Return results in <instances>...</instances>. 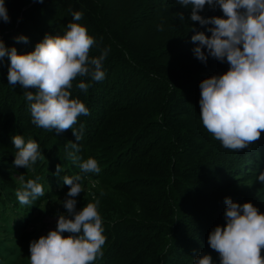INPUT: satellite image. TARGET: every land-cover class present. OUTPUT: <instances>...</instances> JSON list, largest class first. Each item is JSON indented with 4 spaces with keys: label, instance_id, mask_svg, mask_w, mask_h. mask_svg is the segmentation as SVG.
Listing matches in <instances>:
<instances>
[{
    "label": "trees",
    "instance_id": "trees-1",
    "mask_svg": "<svg viewBox=\"0 0 264 264\" xmlns=\"http://www.w3.org/2000/svg\"><path fill=\"white\" fill-rule=\"evenodd\" d=\"M5 5L10 21L0 20V39L18 54L33 51L45 34L63 35L68 22L86 27L96 41L90 57L104 49L108 54L103 80L73 81L72 98L90 112L74 125L84 126L79 142L71 129L56 133L31 122L25 90L8 84L7 57L0 62V264H15L20 255L17 264H29V242L38 239L34 226L42 218L34 213L40 207L42 215L65 213L54 200L68 192L63 177L74 175L82 176L84 189L75 198L77 209L98 201L102 217L106 243L93 264H194L201 252L219 264L207 237L225 224L224 197L250 202L264 213V204L259 206L264 184L256 179L264 171V132L250 149L236 151L203 126L199 83L228 69L226 61L209 56L204 63L193 53V29L210 35L209 26L191 21V8L176 0H5ZM76 11L83 12L82 20L73 21ZM199 14L223 15L207 6ZM18 36L27 43L17 42ZM81 80L90 84L86 93L76 88ZM14 135L37 142L44 158L32 168L15 166ZM70 142L78 143L82 160L98 162L99 174L80 171L68 156ZM20 176L24 183L40 177L44 187V196L30 206L15 195Z\"/></svg>",
    "mask_w": 264,
    "mask_h": 264
},
{
    "label": "clouds",
    "instance_id": "clouds-1",
    "mask_svg": "<svg viewBox=\"0 0 264 264\" xmlns=\"http://www.w3.org/2000/svg\"><path fill=\"white\" fill-rule=\"evenodd\" d=\"M176 3L191 8V21L209 26L210 35L193 29L195 57L206 63L210 56L228 64L226 72L199 83V115L203 126L226 149H250L264 132V0H176ZM206 6L218 7L223 15L202 17L199 13ZM178 17L183 21L182 13ZM72 19L82 20L83 12H73ZM0 20L10 21L5 0H0ZM14 39L27 43L24 36ZM95 44L86 27L74 22H68L63 35L45 34L34 50L26 54H18L15 47H6L0 39V62L5 57L8 59V84L13 87L19 84L25 90L34 125L56 133L71 129L75 141L83 138L84 126L74 129V125L78 117L90 112L80 99L72 98L71 89L77 77H90L95 82L104 79L103 62L108 50L90 57ZM89 87L83 80L76 84L85 93ZM12 144L16 150L13 164L17 167L32 168L44 158L39 144L32 139L25 141L22 135H14ZM68 147L72 149L69 158L82 173H100L94 158L82 160L77 155L78 143L70 142ZM62 171L58 164L54 175L59 176ZM39 179L24 183V177L20 176L22 187L15 195L21 205L30 206L44 196ZM256 179L264 184V171ZM81 181V175L63 177V183L68 186L61 201L66 215L58 213L55 230L29 242V264H93L102 257L106 237L97 211L98 201L80 209L76 206L75 198L84 191ZM224 204L225 224L215 226L207 237L209 247L219 255V264H264L261 256L264 213L250 202L239 204L230 197H224ZM65 232L67 236L62 235ZM194 264H214L213 257L201 252L194 257Z\"/></svg>",
    "mask_w": 264,
    "mask_h": 264
},
{
    "label": "rangeland",
    "instance_id": "rangeland-1",
    "mask_svg": "<svg viewBox=\"0 0 264 264\" xmlns=\"http://www.w3.org/2000/svg\"><path fill=\"white\" fill-rule=\"evenodd\" d=\"M48 188V187H47ZM67 193L62 194L59 198H55L54 202L58 203L61 205V201L63 200V198L66 197ZM264 200V199H263ZM262 204L259 205L261 208L264 204V201H260ZM53 204V203H52ZM43 207V206H42ZM41 207H40V212L38 214V212L34 213L36 215H34V217L36 216H41L42 218H40V220L35 223L34 226V231H36V233L38 234V238L42 235H47L49 230H55L56 228V220H57V214L56 213H44L43 215L41 214ZM15 217V216H14ZM34 222H31L27 229L28 231H32L33 228H31V224H33ZM66 233H63L62 235H65ZM21 256H19V258H17L15 260V264H17V262L21 259Z\"/></svg>",
    "mask_w": 264,
    "mask_h": 264
}]
</instances>
